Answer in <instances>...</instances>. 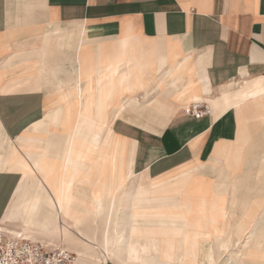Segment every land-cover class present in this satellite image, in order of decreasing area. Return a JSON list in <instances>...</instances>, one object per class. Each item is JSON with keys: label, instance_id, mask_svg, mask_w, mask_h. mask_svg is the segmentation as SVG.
<instances>
[{"label": "crops", "instance_id": "0c3cea01", "mask_svg": "<svg viewBox=\"0 0 264 264\" xmlns=\"http://www.w3.org/2000/svg\"><path fill=\"white\" fill-rule=\"evenodd\" d=\"M252 151L243 195L264 199V0H0V228L61 243L75 264H236L214 229L243 232L257 213L233 225L223 184ZM74 170L61 200L87 214L77 223L52 193ZM150 183L174 203L134 205ZM112 223L124 240L107 258ZM143 227L151 250L123 257ZM73 236L107 260L77 256Z\"/></svg>", "mask_w": 264, "mask_h": 264}, {"label": "bare ground", "instance_id": "6f19581e", "mask_svg": "<svg viewBox=\"0 0 264 264\" xmlns=\"http://www.w3.org/2000/svg\"><path fill=\"white\" fill-rule=\"evenodd\" d=\"M76 134L77 133H74V135H76ZM94 135L98 136V133H96ZM95 140H97V139H95ZM69 153H70V150H65L64 159H65V161L67 163L70 160V157H69L70 154ZM250 153L251 154L246 155L244 173L242 175H239L237 178L235 177L230 185H228V184L225 185V182H223V184H224V186L226 188L228 187L230 189V192H229V196H230L229 209H230V212L228 213L229 214L228 220L230 222H233V225L236 222L242 221V219L248 215V213H249V211H250V209L252 207L256 209L257 213L254 216L253 221L249 224V226L243 230L241 238L236 239L235 242L233 241L232 233H235L240 226H238L237 228L235 226L234 229H231V228L214 229V233H215L217 238H220V237L222 238L223 237V243L220 244L219 246H215V248L217 249L216 252L218 254H224V253L231 254V253H234V256H232V257L233 258H235V257L238 258V262H237L238 264H264V199H262V198H252V197L243 195V192H244L245 188H247L248 186L251 185L253 172H255L254 169H253V162H255L254 161L255 156L253 157V155H254L253 151L250 152ZM80 157H85V155H81ZM28 167L30 168V166H28ZM74 168H77V167H74ZM37 169L38 170L40 169V164L37 165ZM78 170H79V168H78ZM78 170H74L73 175L69 173V177L67 179L63 178L62 180H60L58 182V191L57 192L56 191L52 192L53 195L55 196V200L58 203L59 209L63 212V214L66 217H69L75 223H77V221L82 219V217H86L87 214H85V213H77V214L74 213V214H72L70 212H67L61 199H62L63 193L67 192L70 189L69 185H71V182L74 180L73 176H75L78 173ZM27 175L28 176L29 175L33 176V169L30 168V171H29V173ZM27 175H25V176H27ZM257 175L260 176V177H264V158H261V164H260V166L257 167ZM140 184H141V182H140ZM29 185H30L31 188L34 187L30 183H29ZM152 185L153 184L150 183V190L149 191H148V189L147 190L145 189L143 191L142 189L145 188V187H143L141 189V191L138 192L139 194L141 193L144 196H142V198L141 197L138 198L137 200H133V204L134 205L143 206L142 208H146V207H150L152 205L157 204V203H155L157 200L159 201L158 205L159 204L167 205L169 203V201L174 203V200H167V199H164V198H162V199L152 198L151 197L152 194H159V193L162 194L163 193V191H161L162 189L158 190V189L155 188L156 190L153 191L151 189V188H153ZM116 190H118V189H116ZM250 194H252V193H250ZM94 200H95V204L97 206L101 204V198H99L98 196H94ZM84 203H86V201L81 203V204H84ZM114 203H115V198H113V200H112V204L113 205H114ZM96 205H94V206H96ZM48 208H49L50 212H52V214L54 216L53 219H55V217H56V215L58 213H57V210H56V207H55V202L53 200H49ZM95 210H97V209H95ZM76 216H78V218ZM43 220H44V218H43ZM112 226L113 227L111 228L110 232H109V230L107 228L106 231L103 232V234L101 235L103 243H101L102 245H100V246H101V249H103V250H105L107 252V254H106L107 258L110 257L109 254L112 253L111 251H109V245H110L111 241H113L114 244L111 243L112 247L111 246L110 247L114 251L115 249H117V250L120 249L121 244H122L121 241L124 240V238L121 235V230H118V228H117L118 224L117 223H112ZM59 227L61 228V226H59ZM0 230L6 231V232H10V233H13V234L22 233V234H24L25 236H27V237H29L31 239L40 240V241H47V242H50L52 244H57V245L60 244V245L63 246V244H61V243H55V242H51V241L43 239V238H37V237L31 236V235H29L27 233H24V232L9 231V230H5V229H2V228H0ZM28 232H29V230H28ZM150 232H151V229L148 230V228H146V227H143L142 229H137V230L134 229V228H131L129 230L128 242L126 244V240H125V244L121 248L122 249L121 252H123V254H124V255L122 254V256L123 257L125 256L124 251H126L127 257L131 256L132 253H134V254L137 253L138 256L148 253L151 250V243L150 242L149 243H146V242L139 243L138 242L139 239H136V234L139 235V237L143 238V237H145V236H147L149 234L152 235V232L151 233ZM64 237H65V235H64ZM134 237H135V239H133ZM61 238H63V237H61ZM69 238H70V236H69ZM72 238H74V236ZM170 240H172V239H170ZM73 242H74L76 248L75 247L74 248L69 247V248L74 249L75 252L77 253V256H78V254H81L83 256L85 255V256H88L90 258H95V259H97V260H99L101 262H105L107 260V258L105 257V254L103 253L104 252L103 250L99 254L95 253L96 251H94V249L98 250L97 244H96V246H94L93 245L94 243L93 244H89L90 242L88 243V241L86 239L76 238V237L73 239ZM233 248H234V250H231ZM176 252H178V251H176ZM251 254L253 256H260L261 259H259L257 257H250ZM116 256H118V255H116ZM214 256H216V254ZM160 257L161 256H159V258ZM116 261H117V259H116Z\"/></svg>", "mask_w": 264, "mask_h": 264}, {"label": "built area", "instance_id": "2783aa9c", "mask_svg": "<svg viewBox=\"0 0 264 264\" xmlns=\"http://www.w3.org/2000/svg\"><path fill=\"white\" fill-rule=\"evenodd\" d=\"M190 111L196 118L208 114L198 103L191 105ZM0 264H75V257L60 244L0 230Z\"/></svg>", "mask_w": 264, "mask_h": 264}, {"label": "rangeland", "instance_id": "374dc122", "mask_svg": "<svg viewBox=\"0 0 264 264\" xmlns=\"http://www.w3.org/2000/svg\"><path fill=\"white\" fill-rule=\"evenodd\" d=\"M174 75H181V74H179L178 72H176ZM181 77H182V75H181ZM187 83V82H186ZM186 86H187V96H189V94H191V92H193L192 90H194V88H193V86H192V84H186ZM177 96V95H176ZM176 96H173L172 98H173V101H176L177 103H182L183 101H184V99L183 98H181V99H178L177 100V98H176ZM186 97V96H185ZM187 101V100H186ZM241 230H238L235 234H234V236H236V237H238V238H240L241 237ZM222 258H225L224 260H221L220 261V264L221 263H223L225 260H226V258H227V256L226 255H224V256H222Z\"/></svg>", "mask_w": 264, "mask_h": 264}]
</instances>
